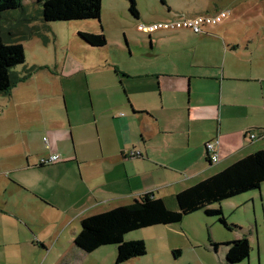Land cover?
Listing matches in <instances>:
<instances>
[{"label": "rangeland", "instance_id": "1", "mask_svg": "<svg viewBox=\"0 0 264 264\" xmlns=\"http://www.w3.org/2000/svg\"><path fill=\"white\" fill-rule=\"evenodd\" d=\"M136 2L138 20L129 12L128 0H102L100 21L46 23L42 21L41 5L36 0H23L22 10L2 16L5 39L19 42L25 48L26 68L38 66L42 71L13 88L10 94L0 95V176L13 180L18 175L14 174L16 169L26 163L28 156L41 151L49 157L51 148L62 158L60 163L70 156L77 158L75 154L81 156V152L84 157L79 160L120 153L119 138L112 133L105 136L103 120L97 114L99 122H94L92 112V100L95 110L108 107L112 97L109 78L114 77L115 69L129 76L123 78L127 93L143 100L149 93L160 97L157 75L171 69L175 60L191 61L205 56L213 60V64L218 61L222 67L225 56L221 40L195 43L199 47L193 53L188 39L176 40L164 35L175 31H160L150 38L138 31L139 24L214 14L222 9L230 11L232 16L222 24L207 27V33L217 29L225 40L226 35L220 29L228 28L229 38L250 30L249 24L263 27L262 32L264 29V0ZM102 31L107 38L103 48L91 47L78 36L80 32ZM93 83L99 87L95 88ZM109 117L108 110L103 118ZM75 121L79 124L77 128ZM61 150L67 152L63 157L59 154ZM83 162L82 181L79 173L67 179L46 171L19 175L34 184L40 179L39 186L47 189L54 204L61 207L67 202L79 204L81 196L100 185L99 175H103L90 163L80 161ZM4 187L0 182V204L4 201L13 206L18 202L33 204L35 201L24 192L5 191ZM263 194L264 184L261 190L210 207L222 209L230 229L217 217L199 211L186 216L179 224L132 232L125 240L144 241L147 255L124 264H228L225 244L241 238L249 240L252 252L248 260L238 264H264ZM250 196H254V200L243 203L242 199ZM102 206L110 208L107 204ZM71 214L76 215V212ZM2 215L5 214L0 209V264H116L115 246L102 247L90 254L72 248L74 234L80 231L79 221L63 227L53 212H39L30 214L32 220L28 227ZM215 245H218L217 250Z\"/></svg>", "mask_w": 264, "mask_h": 264}, {"label": "crops", "instance_id": "2", "mask_svg": "<svg viewBox=\"0 0 264 264\" xmlns=\"http://www.w3.org/2000/svg\"><path fill=\"white\" fill-rule=\"evenodd\" d=\"M255 27L249 24L247 28L250 30H244L231 38L228 37V28L220 29L226 35L225 40L218 35L217 29L199 35L187 30L164 34L176 40L188 39L193 53L199 47L195 43L221 40L225 57L222 67L218 61L213 64V60L205 56L198 60L194 57L191 61H173L171 69L157 75L161 90L158 98L156 93L143 96V100L127 93L123 78L129 76L123 77L115 69L114 77L109 78L112 97L108 107L95 110L92 100V112L94 122L103 120L105 136L112 133L119 138L120 153L79 160V157H84L81 152V156L75 154V159L70 156L60 163V158L61 161L44 166L40 165L45 158L58 154L53 153L55 148L50 149L49 157L41 151L28 156L26 163L16 169L14 174L18 175L13 180L1 175L0 182L5 184V191L12 189L14 192H24L35 201L33 204L18 202L13 206L3 201L0 209L5 215L2 216L29 227V221L32 220L30 214L53 212L58 217L57 222L66 227L76 221L80 224L85 217L130 204L146 193H153L176 209L174 196L177 193L264 150V29L262 32L263 27ZM27 68L25 64L18 71ZM93 86L99 87L94 83ZM108 110L110 117L105 119L103 115ZM97 114L100 115L99 119ZM75 123L74 127L77 128L79 124L77 121ZM97 127L99 129L98 124ZM252 134L256 135L254 140L250 137ZM213 141L219 142V162L209 165L206 161V145ZM66 153L63 150L59 152L62 157ZM133 153H140L141 156L134 158ZM80 161H85L86 165L90 163L103 175H99L100 185L81 196L79 204L67 202L62 204L63 207L54 204L50 201L47 189L39 186L42 182L40 179L37 180L38 184H34L19 175L29 176L36 171H46L48 174H61L67 179L79 173L82 181L84 162ZM253 197L242 201L247 203L254 200ZM102 204L110 205V208ZM74 211L76 215L71 214ZM77 235L74 234L75 238ZM72 248L80 250L74 242Z\"/></svg>", "mask_w": 264, "mask_h": 264}, {"label": "trees", "instance_id": "3", "mask_svg": "<svg viewBox=\"0 0 264 264\" xmlns=\"http://www.w3.org/2000/svg\"><path fill=\"white\" fill-rule=\"evenodd\" d=\"M128 2L129 12L138 20L140 15L136 0ZM36 3L41 5L40 16L46 23L101 19L102 0H36ZM23 7V0H0V95L10 94L13 88L27 82L42 70L38 66H32L18 71L26 64L25 48L19 42L7 41L3 34L2 16L11 11L22 10ZM78 36L94 48L107 45L103 31L80 32ZM206 161L212 165L208 154ZM263 184L264 150H261L177 193L174 196L176 209H172L166 200L157 198L153 193H146L135 198L130 204L85 217L80 222L81 230L74 243L87 254L102 247L115 246L116 264H124L147 255L144 241L125 240L132 232L179 224L186 216L199 211H204L209 217H217L225 228L230 229L222 209L210 207L261 190ZM261 197L264 200V194ZM225 245L228 264L242 263L250 258L252 247L247 238ZM217 246L215 245L216 250Z\"/></svg>", "mask_w": 264, "mask_h": 264}, {"label": "built area", "instance_id": "4", "mask_svg": "<svg viewBox=\"0 0 264 264\" xmlns=\"http://www.w3.org/2000/svg\"><path fill=\"white\" fill-rule=\"evenodd\" d=\"M231 15L228 10H221L215 14L201 15L193 18L179 17L176 20L165 21L159 23H153L149 25L139 24L138 31L143 32L147 35H152L160 31H181L187 30L192 33L199 35L204 34L207 27L217 26L225 22ZM251 139L254 140L256 135H250ZM218 141L210 142L206 145V151L210 157L212 164H217L219 162V156L217 153ZM134 158H139L140 153H133ZM59 155H52L50 158L45 159L41 162L42 165H52L59 162Z\"/></svg>", "mask_w": 264, "mask_h": 264}]
</instances>
